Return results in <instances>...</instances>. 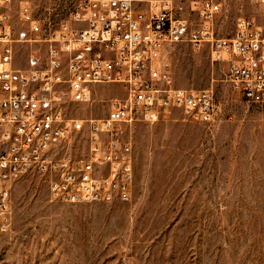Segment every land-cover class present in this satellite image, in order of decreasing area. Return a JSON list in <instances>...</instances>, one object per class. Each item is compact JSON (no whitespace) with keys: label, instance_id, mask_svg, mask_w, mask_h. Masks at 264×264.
Wrapping results in <instances>:
<instances>
[{"label":"built area","instance_id":"obj_1","mask_svg":"<svg viewBox=\"0 0 264 264\" xmlns=\"http://www.w3.org/2000/svg\"><path fill=\"white\" fill-rule=\"evenodd\" d=\"M138 2L80 0L69 18L43 24L24 1L15 25L13 0H0L1 230L10 223L13 181L40 174L60 202H131L134 123H153L174 110L203 123L221 117L212 87L175 82L165 55L172 44L208 45L212 61L227 63L232 88L248 103L264 105V22L241 15L225 37L216 33L221 3L215 0ZM19 45L28 48L25 66L17 65ZM101 84L123 90L106 115H68L67 101H92ZM78 136L84 149L71 154Z\"/></svg>","mask_w":264,"mask_h":264},{"label":"rangeland","instance_id":"obj_2","mask_svg":"<svg viewBox=\"0 0 264 264\" xmlns=\"http://www.w3.org/2000/svg\"><path fill=\"white\" fill-rule=\"evenodd\" d=\"M24 1L41 23L56 24L80 0H13L15 25ZM215 1L219 36L232 35L241 15L264 22L263 1ZM27 51L17 47L18 66L26 65ZM165 55L178 85L214 89L221 117L203 123L174 110L134 123L131 202L52 200L36 173L8 184L13 209L8 229L0 227V264H264V105L232 88L227 63L212 61L208 45L175 43ZM121 96L118 85H96L92 101H67L68 115L104 116ZM84 146L78 136L69 153Z\"/></svg>","mask_w":264,"mask_h":264}]
</instances>
